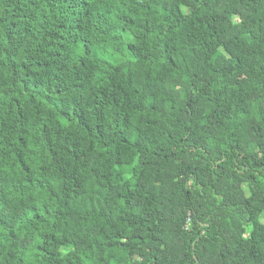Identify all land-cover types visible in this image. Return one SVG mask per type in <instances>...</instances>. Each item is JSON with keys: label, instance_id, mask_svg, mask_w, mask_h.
Segmentation results:
<instances>
[{"label": "clouds", "instance_id": "obj_1", "mask_svg": "<svg viewBox=\"0 0 264 264\" xmlns=\"http://www.w3.org/2000/svg\"><path fill=\"white\" fill-rule=\"evenodd\" d=\"M105 2L118 27L87 56L73 46L85 87L41 89L56 105L40 106L43 122L77 131L82 154L46 156L55 198L15 240L0 223V264H34L41 245L56 253L35 256L41 264H264V0ZM10 47L0 26L5 63ZM11 87L0 80V96ZM71 106L88 108L91 134L56 124Z\"/></svg>", "mask_w": 264, "mask_h": 264}, {"label": "trees", "instance_id": "obj_2", "mask_svg": "<svg viewBox=\"0 0 264 264\" xmlns=\"http://www.w3.org/2000/svg\"><path fill=\"white\" fill-rule=\"evenodd\" d=\"M131 2L135 3V0ZM3 4L4 15L0 17V26L11 47L4 49L7 63L0 60V80L4 84L10 80L12 87L0 96V203L5 205L0 212V223L6 228L17 229L9 232L15 240L18 231L26 232L33 226V219L40 223L45 221L47 201L55 198L53 181L44 178L49 175L46 171V156L53 160L60 156L64 160L66 156L79 159L82 154L77 153L79 141L73 138L78 135L77 131L63 135L62 128L53 126L51 121L43 122L42 113L45 109L40 106L55 109L56 105L51 96L41 94V89L47 88L56 97L69 84L73 88L83 89L85 84L82 81L87 79V72L83 69L87 61L81 58L79 67L72 64L73 46L77 43L83 45L87 56L91 54L95 42H104L106 35L110 36L118 25L112 20V10L105 0H96L95 3L93 0H3ZM48 16H51V20L47 19ZM42 17L46 24L40 23ZM116 18L121 19L118 15ZM123 19L127 23H137L134 16H125ZM196 23L203 25L204 21L198 18ZM216 30L210 26V31ZM85 31L89 36L81 39L79 34ZM134 47L129 45V50ZM168 47L166 44L165 48ZM53 68L57 69L56 73L52 72ZM65 71L72 73L71 80L59 74ZM101 95H104L102 87ZM88 111L83 106L79 113L75 106H71L68 111L61 108L56 112V124L68 121L71 126L74 120L78 128L91 134ZM95 127L99 132L100 125L97 123ZM58 140H62L64 145H71L65 148L64 154L51 147ZM63 172L64 169H61ZM65 179L73 189L81 187L85 181L83 174L76 172ZM42 205L45 215L39 211ZM29 213L34 214V217L29 218ZM47 235L43 234L44 238ZM43 254L56 255L42 245L38 246L34 253V264H41L35 260V256Z\"/></svg>", "mask_w": 264, "mask_h": 264}]
</instances>
